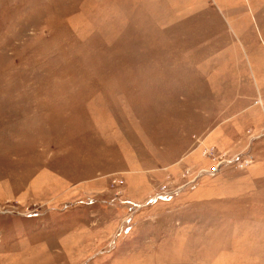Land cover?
<instances>
[{
    "label": "rangeland",
    "instance_id": "1",
    "mask_svg": "<svg viewBox=\"0 0 264 264\" xmlns=\"http://www.w3.org/2000/svg\"><path fill=\"white\" fill-rule=\"evenodd\" d=\"M0 264H264V0H0Z\"/></svg>",
    "mask_w": 264,
    "mask_h": 264
}]
</instances>
